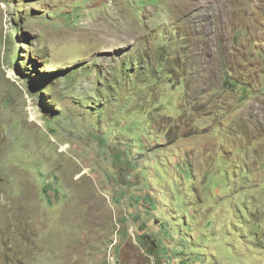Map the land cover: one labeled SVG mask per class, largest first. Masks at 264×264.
<instances>
[{
	"label": "rangeland",
	"instance_id": "rangeland-1",
	"mask_svg": "<svg viewBox=\"0 0 264 264\" xmlns=\"http://www.w3.org/2000/svg\"><path fill=\"white\" fill-rule=\"evenodd\" d=\"M0 264H264V0H0Z\"/></svg>",
	"mask_w": 264,
	"mask_h": 264
},
{
	"label": "built area",
	"instance_id": "built-area-1",
	"mask_svg": "<svg viewBox=\"0 0 264 264\" xmlns=\"http://www.w3.org/2000/svg\"><path fill=\"white\" fill-rule=\"evenodd\" d=\"M113 259V258H112Z\"/></svg>",
	"mask_w": 264,
	"mask_h": 264
}]
</instances>
